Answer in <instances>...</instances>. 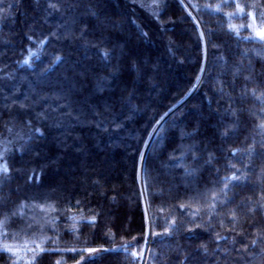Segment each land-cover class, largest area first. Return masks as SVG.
Returning <instances> with one entry per match:
<instances>
[{"label":"trees","instance_id":"obj_1","mask_svg":"<svg viewBox=\"0 0 264 264\" xmlns=\"http://www.w3.org/2000/svg\"><path fill=\"white\" fill-rule=\"evenodd\" d=\"M261 30L264 0H0V264H264Z\"/></svg>","mask_w":264,"mask_h":264},{"label":"rangeland","instance_id":"obj_2","mask_svg":"<svg viewBox=\"0 0 264 264\" xmlns=\"http://www.w3.org/2000/svg\"><path fill=\"white\" fill-rule=\"evenodd\" d=\"M27 131L23 130H14L12 131L7 138L0 142V165H4V155L14 148H18L20 142L27 137Z\"/></svg>","mask_w":264,"mask_h":264},{"label":"snow or ice","instance_id":"obj_3","mask_svg":"<svg viewBox=\"0 0 264 264\" xmlns=\"http://www.w3.org/2000/svg\"><path fill=\"white\" fill-rule=\"evenodd\" d=\"M236 7L239 9V11L243 12V8H240L239 5H236ZM217 9H219V5H217ZM231 27L233 28V30H235L237 32V35H239V31H238V29H236V26L235 25H232ZM250 27H251V25H250ZM256 34L261 39H264V30L257 31ZM253 95H255V92H253ZM257 98L258 99H261L262 100V103H264V93H261V96L260 97H257ZM262 110H264V109H262ZM260 127L261 128H264V122H262L260 124ZM7 171H8V169H7L6 164L0 165V173H7ZM230 179L235 180V179H238V177L235 176V175H233ZM5 220H6V218L5 219H0V229H3V225L5 223ZM4 235H6V233H4ZM37 249H39L40 251H43V249L40 248L39 245H37ZM2 250L3 251H8V252H13V254L15 255V252H14L13 248L11 246L7 245V244H4L3 245V249ZM57 264H59V261H57Z\"/></svg>","mask_w":264,"mask_h":264},{"label":"water","instance_id":"obj_4","mask_svg":"<svg viewBox=\"0 0 264 264\" xmlns=\"http://www.w3.org/2000/svg\"><path fill=\"white\" fill-rule=\"evenodd\" d=\"M186 100H187V98H186L184 101H182V103H180L176 108L180 107L181 104H183ZM176 108H175V109H176ZM175 109H174V110H175ZM174 110H173V111H174Z\"/></svg>","mask_w":264,"mask_h":264}]
</instances>
